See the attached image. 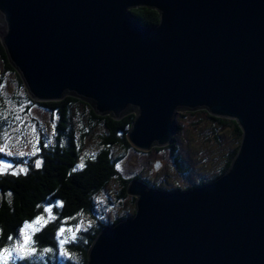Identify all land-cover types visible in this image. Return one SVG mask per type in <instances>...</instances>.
I'll use <instances>...</instances> for the list:
<instances>
[{"label": "water", "instance_id": "1", "mask_svg": "<svg viewBox=\"0 0 264 264\" xmlns=\"http://www.w3.org/2000/svg\"><path fill=\"white\" fill-rule=\"evenodd\" d=\"M0 41L36 102L78 97L115 120L138 109L126 137L140 152L173 142L179 109L240 127L209 183L133 180L134 215L98 234L87 264H264V0H0Z\"/></svg>", "mask_w": 264, "mask_h": 264}, {"label": "trees", "instance_id": "2", "mask_svg": "<svg viewBox=\"0 0 264 264\" xmlns=\"http://www.w3.org/2000/svg\"><path fill=\"white\" fill-rule=\"evenodd\" d=\"M131 12L143 25L155 26L159 22V14L154 9L140 7ZM0 66V147L7 144L9 137L21 139L27 135L29 128L24 124L25 116L30 114L33 106L48 112L52 116L50 122L55 124L51 135L40 133L35 145L39 153L31 157L12 158V167L4 169V174L0 175V249H11L17 239L22 238L20 230L25 224H32L37 217H43L40 223L35 224L36 230L31 236L37 255L16 260L15 264H87L89 248L98 234L104 228L132 217L135 213L132 207L121 215L111 217L107 215V211L100 210L102 206L96 201L98 195L103 194L112 182L119 183V197L122 199L127 198L128 187L133 180L160 190L173 186V190L181 189L177 184L167 187L168 185L142 179L140 176L124 179L116 169V162L120 158L113 159L112 151L115 148L124 153L131 150L140 152L131 146L126 137L135 120L133 114H126L120 120L113 119L109 114L98 116L87 100L69 95L57 102L34 101L22 77L10 63L1 41ZM5 73L14 75L17 83V88L10 94L6 90ZM203 112H206L211 121L230 127L234 134L232 150L224 155L223 162L217 166V178L230 168L238 152L242 134L237 122L212 117L205 110ZM177 128L176 133H180L181 128ZM93 135L97 139V148L84 153L83 148ZM218 143L220 144L219 138ZM168 147L174 158V177L189 172L174 137ZM92 154H95V159ZM1 158H7L4 151L0 152ZM82 158L85 167L80 169L78 165ZM37 160L43 161L40 168L35 167ZM21 168H27V173L18 171ZM14 171L17 174L13 175ZM205 183L207 181H200L197 185L192 184L184 189H192ZM134 203L133 198L132 204ZM49 207L50 213L46 211ZM79 225L84 227L76 231L75 240L63 245V250L68 255H62L59 228L76 229ZM45 249L52 251L45 252ZM6 264H13V260L8 259Z\"/></svg>", "mask_w": 264, "mask_h": 264}, {"label": "rangeland", "instance_id": "3", "mask_svg": "<svg viewBox=\"0 0 264 264\" xmlns=\"http://www.w3.org/2000/svg\"><path fill=\"white\" fill-rule=\"evenodd\" d=\"M1 67L0 72L2 73ZM4 78L7 93L10 94L17 88L15 76L5 73ZM203 111L200 109H179L174 117L175 125L181 128L180 133L174 135V139L179 153L184 157V164L189 168V172L179 174L175 178L172 170L174 167V158L171 154V149L168 147L169 145L159 147L153 144L148 151L139 153H136L135 150L124 153L121 149L115 148L112 151V157L115 160L120 158L116 162V169L121 176L124 179L140 176L142 179L156 181L165 186L168 185L167 187H171L172 184H177L180 185V190H185V187L191 186L192 184L197 185L200 181H207L208 183L216 178L219 174L217 166L223 162L224 155L232 150L234 134L230 127L221 126L211 121L206 112ZM137 113L138 109L128 107L124 115L133 114L136 116ZM51 117L41 107L33 106L30 109V114L25 116L24 124H26L27 129L29 128L28 133H26L27 135L21 139L8 138L7 144L3 146L4 154L7 158H1L0 165L9 164L12 167V158L31 157L39 153L35 145H37L41 134L51 135V129L55 126L54 123L50 122ZM32 125H35V132L32 130ZM218 138L220 144L218 143ZM96 140L94 135L89 137L86 146L83 148V152L90 153L88 151L96 149ZM34 147L36 149L35 152H33ZM9 152L11 155L8 154ZM21 153H24V155H21ZM172 188H175V186ZM172 188H166L165 191H174ZM120 191L121 187L119 183L112 182L103 194L98 195L96 201L102 206L100 210L107 211L108 216L114 217L115 215H121V213L128 208L132 209V207L135 210V205L132 204L134 197L127 195L126 199H122L119 197ZM83 225L85 226L84 223ZM82 226H78L79 230H82ZM34 228L36 229L35 225ZM64 228L66 229V227ZM77 228H73L71 231H67L68 229H66L62 235L59 234L60 239L70 242L72 237L76 236ZM32 230L33 228H27L25 232L30 233ZM9 259L12 258L10 257Z\"/></svg>", "mask_w": 264, "mask_h": 264}, {"label": "snow or ice", "instance_id": "4", "mask_svg": "<svg viewBox=\"0 0 264 264\" xmlns=\"http://www.w3.org/2000/svg\"><path fill=\"white\" fill-rule=\"evenodd\" d=\"M17 119H19V117H17ZM31 127H32V130L35 132L36 131L35 125H32ZM45 146H47V143L45 144ZM3 151H4V147H0V152H3ZM35 151H36V149L34 147L33 152H35ZM8 154L11 155L10 152ZM21 155H24V153H21ZM85 155H87V154H85ZM92 158L95 159V154H92ZM42 164H43L42 160L35 161V167L36 168H40L42 166ZM10 167H11V165H9V164L0 165V175L4 174V169L10 168ZM78 167L80 169H83L85 167V164L83 162V158L81 159V163L78 165ZM18 171L26 174L27 168H21ZM12 174L15 175L17 173L14 171ZM9 195H11V194L9 193ZM61 206H62V204H61ZM46 211H48L50 213L51 207L47 208ZM42 220H43V217H37V219L32 224L26 223L25 227L20 230L22 239H17L16 244L11 249H9V248L0 249V264H6L7 260L10 257L13 260V264H15L16 260L23 259L25 257L31 258V257H35L37 255V250L32 246V245H34L35 242L31 239V236H32V234H34V231L36 230L34 228V225L40 223ZM82 223L83 222L81 221V224ZM27 228H33V233H29L27 235H24L25 229H27ZM77 230H79V227L77 228ZM65 231H66V229L61 226L59 228L58 234L62 235ZM67 231H71V229H68ZM9 239H12V238L10 237ZM72 239L75 240L76 237L73 236ZM67 242H68L67 240H63V239L60 241V245H61V249H62V252H61L62 255H68V253L65 250H63V245ZM44 251L49 252L52 250L51 249H45Z\"/></svg>", "mask_w": 264, "mask_h": 264}]
</instances>
